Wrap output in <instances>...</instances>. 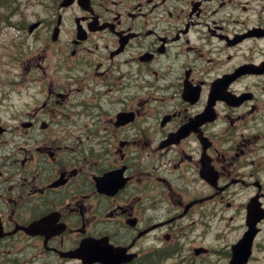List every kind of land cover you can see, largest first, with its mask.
Masks as SVG:
<instances>
[{"label": "flooded vegetation", "instance_id": "af4514ba", "mask_svg": "<svg viewBox=\"0 0 264 264\" xmlns=\"http://www.w3.org/2000/svg\"><path fill=\"white\" fill-rule=\"evenodd\" d=\"M14 1L0 264H264V0Z\"/></svg>", "mask_w": 264, "mask_h": 264}, {"label": "rangeland", "instance_id": "374dc122", "mask_svg": "<svg viewBox=\"0 0 264 264\" xmlns=\"http://www.w3.org/2000/svg\"><path fill=\"white\" fill-rule=\"evenodd\" d=\"M37 10V13L42 16L44 14L43 8L35 7ZM0 42H4L0 36ZM39 53H41L40 49ZM2 51V47L0 45V52ZM10 76V75H9ZM8 75L2 73L0 71V83H4L3 81L9 78ZM1 93V91H0ZM10 97L2 102V113H6L8 115H11L12 112H17L25 108V106L30 105L32 103V98L34 97L33 89L29 90H23L22 94H18L16 92L10 93ZM11 107V108H10Z\"/></svg>", "mask_w": 264, "mask_h": 264}]
</instances>
